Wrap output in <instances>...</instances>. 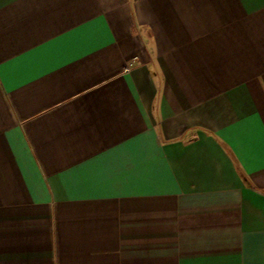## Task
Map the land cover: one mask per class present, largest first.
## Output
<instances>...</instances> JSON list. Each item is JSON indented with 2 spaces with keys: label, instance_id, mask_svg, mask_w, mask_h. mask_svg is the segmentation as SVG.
<instances>
[{
  "label": "crops",
  "instance_id": "0c3cea01",
  "mask_svg": "<svg viewBox=\"0 0 264 264\" xmlns=\"http://www.w3.org/2000/svg\"><path fill=\"white\" fill-rule=\"evenodd\" d=\"M0 264H264V0H0Z\"/></svg>",
  "mask_w": 264,
  "mask_h": 264
}]
</instances>
